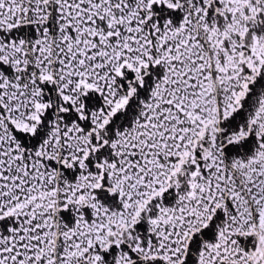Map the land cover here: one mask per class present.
I'll list each match as a JSON object with an SVG mask.
<instances>
[{
	"label": "snow or ice",
	"instance_id": "1",
	"mask_svg": "<svg viewBox=\"0 0 264 264\" xmlns=\"http://www.w3.org/2000/svg\"><path fill=\"white\" fill-rule=\"evenodd\" d=\"M0 264H264V0H0Z\"/></svg>",
	"mask_w": 264,
	"mask_h": 264
}]
</instances>
